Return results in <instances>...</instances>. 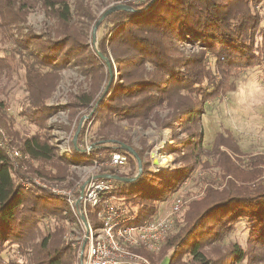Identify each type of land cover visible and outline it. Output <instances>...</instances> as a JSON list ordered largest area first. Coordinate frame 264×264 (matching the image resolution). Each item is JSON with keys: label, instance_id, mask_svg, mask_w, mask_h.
Returning <instances> with one entry per match:
<instances>
[{"label": "trees", "instance_id": "1", "mask_svg": "<svg viewBox=\"0 0 264 264\" xmlns=\"http://www.w3.org/2000/svg\"><path fill=\"white\" fill-rule=\"evenodd\" d=\"M95 1L102 9L109 4H120L128 10L113 12L103 19L98 29L105 26L109 32L107 37L102 36L98 41L95 39L88 46L84 41L86 34L78 28L81 24L93 28L105 10L95 16L91 0H0L2 31L26 24L28 14L37 6L55 20L51 32L45 37L34 34L29 28L21 34V39H13L15 46L25 51L20 55L21 63H25L28 95L20 111L22 118L39 130L44 128L50 113L44 103L45 97L54 89L59 72L68 63L77 66L92 82L87 92L72 95L75 102L71 100L66 108L69 111L94 108L96 120L106 122L107 112L126 120L148 117L153 107L164 103L166 90L163 87L167 86V80V90H173L175 97L181 92L194 96L195 103L176 100L174 109L195 129L192 138L198 151H201L203 105L230 91L235 74L264 64L263 16L258 8L264 0ZM74 15L83 22L78 25ZM82 29L85 30L84 27ZM179 36L188 41L196 39L201 48L183 71L177 69L183 65L181 59L169 52L174 38ZM207 55L214 59L213 70L206 65ZM114 64L120 79V83L116 84L113 81ZM144 64L155 71L147 81L138 70ZM110 75L113 79L107 92L100 93L101 84L104 81L106 88ZM163 127L172 128L170 124ZM79 138L81 133L75 145L72 142L70 151H66L69 158L55 152L47 135L38 134L24 140L21 151L48 166L54 158L71 166L78 164L81 157L87 158ZM121 144L132 147L123 139L99 136L90 144L96 146L95 153L91 154L92 160L101 163L109 160V154L120 152L135 165V171L118 174L116 168L102 166L97 177L117 175L131 179L138 175L136 160L121 150ZM225 146L239 153L227 130L217 134L214 147L219 158L226 157L229 161V155L221 150ZM133 149L142 159L141 152ZM242 161L243 167L248 169L247 174L233 165L232 160L229 161V170L224 176L231 179L226 180L225 188L220 191L209 188L201 201L191 204L182 228L167 238L158 253L172 248V256L166 264H214L204 248L212 249V245L222 241L238 223H242L247 230V245L264 248V154L251 155ZM183 173L177 170L170 176L169 173L152 174L142 164V172L135 181L110 180L117 186V192L126 198L128 206L134 208L138 222L144 223L154 217L158 201L166 200L179 189L186 178ZM14 177L10 160L0 147V264H32L33 258L4 260L3 253L13 247L19 255L25 254L27 248L34 250L39 260L37 263L33 260V264H74V251L69 244L63 245L61 238L56 237L63 233V202L46 192H24L15 184ZM213 191L217 192V196L211 193ZM52 216L58 231L55 227L51 237L42 239L39 243L41 250H38L33 240L39 233L40 221ZM141 252L151 261L158 256ZM246 253L236 249L233 254L243 259Z\"/></svg>", "mask_w": 264, "mask_h": 264}, {"label": "rangeland", "instance_id": "2", "mask_svg": "<svg viewBox=\"0 0 264 264\" xmlns=\"http://www.w3.org/2000/svg\"><path fill=\"white\" fill-rule=\"evenodd\" d=\"M91 6L94 15L98 16L104 9L114 5L109 4L107 8L102 9L98 7L95 0H91ZM258 8L263 16L261 26L264 27V3ZM26 19L24 25L16 28L11 27L4 31L0 30V147L4 149L10 160L14 178H16L14 179L15 184L19 185L24 192H46L63 202L65 217V221H61V223L64 222L63 233L56 237L61 238L60 241L63 245H70L75 254L74 264H78L77 250L82 234L80 228L72 224L65 196L71 194L72 197L77 198L81 192H84L88 179L92 176L96 177L102 166L110 167L106 164L108 160L101 163L92 160L91 156L95 153L96 146L92 147L90 144L99 136H106L108 139H123L140 151L142 154L141 164L144 165V169L148 173H169L170 176L177 170L184 172L186 178L179 189L166 200L156 203L154 217L160 214L166 215L169 211L170 201L174 197H178L184 204L180 214L172 217L173 222L168 237L178 233V230L184 225L186 212L191 204L201 201L205 197L207 189L220 191L225 188L226 180L231 179L227 175L224 176L225 172L228 173L229 161L232 160L233 165L238 166L242 172L247 174L248 169L243 167L242 160L251 155L264 154V64L235 74L231 79L230 91L203 105L201 151H198L196 142L192 138V133L196 132L195 129L188 121L180 118V113L174 109L176 100L182 103H195L193 95L181 92L178 97H175L173 90H167L169 84L166 80L167 86L163 87V90H166V95H164L166 99L161 106L153 107L148 117L126 120L122 116L115 118L112 113L107 112L105 114L107 122L96 120L94 108L93 110L90 107L77 109V111L75 109L69 111L66 108L68 102L71 100L75 102L74 96L81 94L82 91L87 92L90 81L92 82L77 66L71 63H68L59 72V80H57L54 89L45 97L44 103L50 113L45 119L44 128L37 129L20 115L28 95L25 82V63L24 65L21 63V55L25 51L17 48L13 39H21V34H24L29 28L34 34L45 37L51 32L55 20L51 16H47L39 6L33 9ZM74 20L78 22V25L82 21L75 15ZM81 25L78 29H81V33L86 34L84 41L90 46L93 41V28L91 25ZM107 32V28L101 26L95 32V39L98 41L102 36L107 37ZM197 42L196 39L188 41L181 36L174 38L169 52L172 56L181 59L183 65L177 68L179 71H183L184 66L200 53L201 48ZM213 64L214 59L211 55H207V67L212 69ZM113 68L114 84L120 83L116 64L113 65ZM138 70L142 73L144 81L155 74L154 69L147 65ZM112 79L113 77L110 75L106 88H104L105 82L103 81L99 88L100 93L107 92V87ZM156 80L159 81V77ZM79 124L80 129L77 137L81 133L80 147L87 153V158L81 157L78 164L69 166L54 158L48 166L21 151L24 140L38 134L40 136L47 135L49 144L54 147L55 152L69 158L66 151L71 149ZM169 124L172 128L163 127ZM225 130L230 132L239 151L236 154L231 147H221V150L229 155V157L227 156L229 161L226 157L219 158L214 147L217 134H222ZM77 137L76 140H78ZM163 160L166 161L164 166L161 163ZM240 161L242 162L240 163ZM116 171L118 174L134 172L135 165L127 161L125 166L117 167ZM211 193L217 196V192ZM235 193L230 192L229 194ZM55 221L53 216L40 221L39 233L33 240L34 244L38 246V250H41L40 241L52 236L54 228L57 226ZM246 239L247 230L242 223H238L235 229L222 241L212 245V249L209 247L204 249L207 257L214 264H264V248L255 245L251 247L247 245ZM236 249L247 252L243 259L234 256L233 253ZM172 252V248H167L162 250L159 255L156 253L155 255L158 256L154 262L166 264L168 260L170 261ZM43 255L41 252V256ZM10 258L21 261L24 258H33L36 263L39 260L37 253L30 248H27L23 255H19L15 247L8 249L3 253V259Z\"/></svg>", "mask_w": 264, "mask_h": 264}, {"label": "built area", "instance_id": "3", "mask_svg": "<svg viewBox=\"0 0 264 264\" xmlns=\"http://www.w3.org/2000/svg\"><path fill=\"white\" fill-rule=\"evenodd\" d=\"M126 163L127 157L120 152L112 153L106 162L114 168ZM85 187L77 198L65 196L72 224L82 234L78 264H163L151 261L141 251L153 255L160 251L169 235L172 217L178 216L183 208L178 197L170 201L166 215L139 223L134 208L128 206L110 179L92 176Z\"/></svg>", "mask_w": 264, "mask_h": 264}, {"label": "water", "instance_id": "4", "mask_svg": "<svg viewBox=\"0 0 264 264\" xmlns=\"http://www.w3.org/2000/svg\"><path fill=\"white\" fill-rule=\"evenodd\" d=\"M119 10H128V9L125 6L118 4V5L110 6L106 10H104V12L101 14L100 18L98 19V21L96 22V24L93 27V31H92L93 42L95 41V32H96L98 26L101 24L102 20L105 19L110 14H112L113 12H116V11H119ZM79 129H80V124H79V126L77 128V131H76V134L74 136V140H73V144L74 145H75V140H76L77 134L79 132ZM110 142H112V141H110ZM120 148H121V150H123V151L127 152L128 154H130L136 160L137 166H138V175L133 177V178H131V179H124V178H121V177H119L117 175H102V176H100L98 178L111 179V180H116V181L130 183V182L135 181L138 178V176L141 174V171H142V164L141 163L142 162H141L140 157L134 151V149L131 148L130 146L125 145V144H121ZM82 250H83V247H82L81 251ZM81 257L82 256H80V259H79L80 261H81Z\"/></svg>", "mask_w": 264, "mask_h": 264}, {"label": "bare ground", "instance_id": "5", "mask_svg": "<svg viewBox=\"0 0 264 264\" xmlns=\"http://www.w3.org/2000/svg\"><path fill=\"white\" fill-rule=\"evenodd\" d=\"M166 161L165 160H163L161 163L163 164V166H164V163H165Z\"/></svg>", "mask_w": 264, "mask_h": 264}]
</instances>
